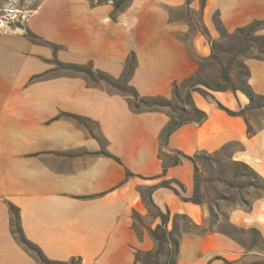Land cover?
<instances>
[{
	"label": "crops",
	"instance_id": "1",
	"mask_svg": "<svg viewBox=\"0 0 264 264\" xmlns=\"http://www.w3.org/2000/svg\"><path fill=\"white\" fill-rule=\"evenodd\" d=\"M250 25L264 26V0H40L21 26L0 17V264H42L14 231L12 205L24 236L50 260L145 264L138 252L157 250L150 230L162 226L159 211L170 214L169 231L173 216L195 228L207 222L210 205L194 198L199 155L227 151L264 183V107H250L241 90L194 89L206 119L181 125L162 147L160 133L175 115L169 106L137 107L133 94L72 67L121 81L134 55L128 85L142 98L172 99L174 82L199 76L222 34ZM245 65L264 96V56H248ZM176 152L195 161L180 156L165 172L163 161ZM163 181L178 193L156 187L154 209L148 190ZM239 187L245 192L235 204L225 192L216 203L264 242V185ZM153 213L140 234L137 221ZM218 234L210 238L226 243L228 253L216 254L227 263L254 254ZM184 243L176 264H198L202 253H184ZM171 248L164 244L165 259Z\"/></svg>",
	"mask_w": 264,
	"mask_h": 264
},
{
	"label": "rangeland",
	"instance_id": "2",
	"mask_svg": "<svg viewBox=\"0 0 264 264\" xmlns=\"http://www.w3.org/2000/svg\"><path fill=\"white\" fill-rule=\"evenodd\" d=\"M39 1L40 0H0V17L6 20L9 25H23L30 10H32ZM263 27V25H257L252 30L247 31L245 35L242 33L230 35L222 34V38L213 43L217 45L214 53L217 55L218 60L213 56L211 59L202 61L198 73L199 76L211 84H225L223 69L228 68L231 78L236 84H238L240 80H244L247 71L245 67V58L248 56H264V52H262L264 51V43L252 40L255 39L256 36L262 35L260 31ZM121 84L124 88L126 87V82H121ZM262 101L264 102V100ZM164 128L162 130H164ZM171 134L167 137V141ZM176 153L178 154V152ZM180 154H182V152H180ZM180 154H178L179 157L181 156ZM196 175L198 187L194 198L203 199L206 201L207 205H210L211 209L208 208L207 222L202 224L200 228H195L190 219L186 216H173V220L176 218L180 227L175 235L179 237L180 241L183 239L185 240L184 253H194V249L198 251L195 253H202L198 264H229L223 257L216 254L228 253L225 248L226 243L219 241L214 244L210 238L213 232H218L220 233L218 234L220 237L226 239L223 236L224 232H226L229 233L234 240L237 239L242 245H245V249L242 250L244 253H254L250 255L247 261L242 262L243 264H264V256L255 254L264 253V242L258 236V233L251 229H243L241 226H234L229 219V209H226L225 202L216 203V197H225L224 194H221L225 192L228 195L230 194L229 196L234 195L229 198H232L235 204L234 200L244 196L245 190H242V188L239 187L240 185L249 183L262 186L264 183L260 181L250 168L242 163L230 161L227 151H222L213 155H199L197 158ZM240 191H243L241 195L239 193ZM154 215L155 213L137 221V229L140 234H143L144 231L148 229L149 225L153 223ZM182 232L186 234L183 233V235ZM190 236L196 241H189L188 238ZM239 252L241 253V251ZM165 254L166 251H163V253H158L157 257L150 258L147 254L142 253L140 258L145 264H158V260L164 259ZM240 260L241 258L236 259L237 262H240ZM236 261L235 264H241V262L237 263ZM42 264L45 263L42 262Z\"/></svg>",
	"mask_w": 264,
	"mask_h": 264
},
{
	"label": "trees",
	"instance_id": "3",
	"mask_svg": "<svg viewBox=\"0 0 264 264\" xmlns=\"http://www.w3.org/2000/svg\"><path fill=\"white\" fill-rule=\"evenodd\" d=\"M21 26V25H19ZM254 27V25H250L249 27L246 28H242L240 29L238 32L242 33V34H247V31L252 30V28ZM221 29V27H220ZM222 30V29H221ZM29 34L32 35V33L29 32ZM255 42H263L264 43V35H258L255 37V39H252ZM213 48H214V52L217 48L216 44H213ZM264 52V51H262ZM214 58L216 60H218L217 55L214 53ZM135 64V56L132 55L130 57V59L128 60L127 63V68H128V72H126V74L123 76V79L121 81L116 80L112 77H110L109 75L102 73V72H95L91 66H84V65H72L73 68L79 70V71H84L86 73H88L92 78H99V79H103L108 81L109 83L113 84L114 86L129 92L131 94H133L136 97V106L140 107L141 105H144L146 107L152 108L155 106H169L173 112L175 113V115H172L171 120L169 121V123L166 125V127L164 128V130H162L161 134H160V140L162 142V147H164L167 143V137L169 136V134H171L175 129L179 128L181 125L189 123V122H202L203 120L206 119L207 114L205 111L201 110L200 108H198L195 103L193 102L192 99V91L194 89H200V85L205 86L209 89L212 90H219V91H225L228 89L231 90H241L242 92H244L248 98L250 99V107H264V102L262 100H264V96L263 95H259L257 94L252 87L250 86L249 82H248V76L250 74L247 66L245 65L247 71L245 73L246 78L243 80H240L238 84H236L232 78H231V74L229 73V69L228 68H224L223 69V79L225 81V84L222 83H216V84H211L209 83L207 80L199 77V76H191L188 77L186 79H184L181 83H177L174 82V87H173V98L172 99H167L164 97H149V98H142L139 97L138 92L136 91V89L133 86L128 85L127 83V78L129 76V73L131 71V69L133 68V65ZM121 82H126V87L124 88L121 84ZM178 154H180L178 152ZM178 154L176 153V157L175 158H170L168 161H163V167H164V171L166 172L167 169L174 164H177L180 161V158L178 156ZM183 157H187L193 161H195L194 157H190L188 155L185 154H180ZM182 188L183 185L179 182H177ZM158 186H167L172 188L176 193H178L177 188L172 187L171 186V181H163L160 184L154 185L152 187L149 188L148 190V197H149V201L151 206L154 209H157V207L153 204L152 200H151V192L153 189H155ZM12 210L14 211L15 217H14V231L16 233H18L20 240L31 250H33L34 252H36L38 254V256L40 257V260L45 263V264H77V261L75 260H71L70 262L66 263V262H62V261H54V260H50L48 259L42 252V250L40 249V247L38 245H36L35 243L29 241L23 234L22 228L20 227L19 224V214L18 211L15 207H13L12 205ZM159 214L162 218V226L158 227V229H151L150 232L152 233V236L154 237V239L157 241V245L158 248L156 251H149V252H143V251H139V253H146L147 255H155L157 256L158 253H161V250L164 246V244H166L167 242L171 244L172 248H171V252H169L168 257H166V259H162V260H158V264H176V256L179 250V238L175 235V233L179 230V223L176 220V218L174 219L173 222V228L172 230H168L167 229V224L170 220V214L167 213H162L159 211ZM177 217V216H176ZM169 255L171 257H169ZM139 258V257H137Z\"/></svg>",
	"mask_w": 264,
	"mask_h": 264
}]
</instances>
